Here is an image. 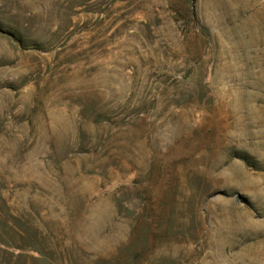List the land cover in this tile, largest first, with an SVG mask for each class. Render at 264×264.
<instances>
[{"label":"rangeland","instance_id":"1","mask_svg":"<svg viewBox=\"0 0 264 264\" xmlns=\"http://www.w3.org/2000/svg\"><path fill=\"white\" fill-rule=\"evenodd\" d=\"M0 264H264V0H0Z\"/></svg>","mask_w":264,"mask_h":264}]
</instances>
